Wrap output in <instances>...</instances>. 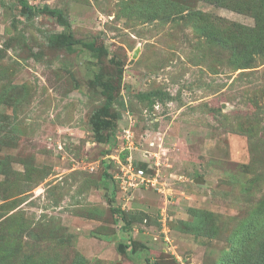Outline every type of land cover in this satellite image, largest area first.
Here are the masks:
<instances>
[{"label": "rangeland", "instance_id": "rangeland-1", "mask_svg": "<svg viewBox=\"0 0 264 264\" xmlns=\"http://www.w3.org/2000/svg\"><path fill=\"white\" fill-rule=\"evenodd\" d=\"M26 2L0 0V238L53 264H216L264 202L262 0ZM129 163L151 182L112 178Z\"/></svg>", "mask_w": 264, "mask_h": 264}, {"label": "trees", "instance_id": "trees-1", "mask_svg": "<svg viewBox=\"0 0 264 264\" xmlns=\"http://www.w3.org/2000/svg\"><path fill=\"white\" fill-rule=\"evenodd\" d=\"M20 3L23 8L31 10L32 7L28 6L26 0H20ZM262 6L263 8L260 11H253L249 8L246 11L254 18L257 29L264 32V0H262ZM42 11L53 13L47 6L43 7ZM68 43L74 44L78 42L69 40ZM83 46L90 50L92 48L91 43H83ZM154 102L153 100L149 102V110L152 109ZM107 105L109 106V103ZM106 109L107 106L104 110ZM106 176L109 177L107 174ZM112 213L115 224L119 226L122 223L123 230H129V224L125 214L116 208H112ZM190 213L193 219L190 222L184 223L186 232H191L195 235L206 234L208 232L212 236L213 227L212 223L210 225V214L207 215L204 212L197 211H191ZM205 226H209L210 230L207 232L203 231ZM10 228L12 227L10 226ZM18 231V229H11V235L15 234L17 236L16 232ZM227 242V250L222 251V255L216 264H264V202L258 204L247 217L239 220L235 224V228L231 231ZM19 246H21V243L17 241V237H5V240L3 238L0 241V264H53L52 259L43 255L36 258L24 256L21 259L18 255L20 250ZM122 247H124L123 249H128L129 245L123 244ZM131 251L133 252V249ZM17 258L21 260L18 261Z\"/></svg>", "mask_w": 264, "mask_h": 264}, {"label": "built area", "instance_id": "built-area-1", "mask_svg": "<svg viewBox=\"0 0 264 264\" xmlns=\"http://www.w3.org/2000/svg\"><path fill=\"white\" fill-rule=\"evenodd\" d=\"M131 146L132 143H126V146L123 149H127L130 151ZM120 171L122 173V176H119L120 174H118L117 176H112V178L117 180H122L125 178V181L127 180L126 183L128 184V186H133V181H135L137 185L151 182L150 180H148V178L145 177L143 170L137 169L133 172V167L130 163L126 164V167H124Z\"/></svg>", "mask_w": 264, "mask_h": 264}, {"label": "water", "instance_id": "water-1", "mask_svg": "<svg viewBox=\"0 0 264 264\" xmlns=\"http://www.w3.org/2000/svg\"><path fill=\"white\" fill-rule=\"evenodd\" d=\"M136 55H137V53L135 52L134 55H133V57H136Z\"/></svg>", "mask_w": 264, "mask_h": 264}]
</instances>
